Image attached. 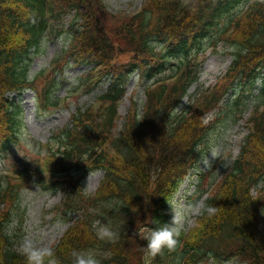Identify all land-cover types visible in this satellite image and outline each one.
Here are the masks:
<instances>
[{"label":"trees","instance_id":"1","mask_svg":"<svg viewBox=\"0 0 264 264\" xmlns=\"http://www.w3.org/2000/svg\"><path fill=\"white\" fill-rule=\"evenodd\" d=\"M211 31L232 45V60L212 86L180 107L198 74L191 47ZM49 34L65 35L66 45L51 72L30 73V57ZM172 56L181 61L173 66ZM70 59L92 64L72 92L88 93L103 77L108 87L0 174V264H27L7 226L20 208V191L42 179L63 193L56 216L76 214L51 247L59 264H73V250L91 251L101 264H264V0H143L131 12L111 11L103 0H0V151L22 140V108L7 92L33 88L44 112L68 107L70 96L58 98L56 90ZM166 66L172 71L146 83L144 99L131 94L121 116L127 77ZM258 79L259 95L245 104L247 132L238 153L201 204L215 206V214L199 210L174 250L146 257L143 237L158 226L151 221L171 222L175 191L208 150L214 121L204 116L226 103L236 106L232 118H242L243 98L223 102L225 93L235 84L250 90ZM226 114H216V125ZM94 170L103 175L87 192L84 178ZM197 173L203 181L205 171ZM97 220L119 239L100 240Z\"/></svg>","mask_w":264,"mask_h":264},{"label":"rangeland","instance_id":"2","mask_svg":"<svg viewBox=\"0 0 264 264\" xmlns=\"http://www.w3.org/2000/svg\"><path fill=\"white\" fill-rule=\"evenodd\" d=\"M104 1L111 11L124 10L128 12L135 11L143 2V0ZM63 25L64 27L67 26L66 23H63ZM65 43L66 39L64 35L45 37L38 49L31 56V60L29 61L30 73L37 72L44 66L46 67ZM232 49V45L224 40L223 37H219L215 32H211L202 38L197 46L193 45L191 47V52L195 51L193 54L196 56V61L198 62V74L196 81L189 86L186 95L182 98L180 107L186 106L198 92L212 86L217 81L232 60ZM171 61L177 63L179 58L177 57ZM85 68H87L86 65L73 64L70 61L63 71L62 77L65 80L58 86L56 95L58 97L65 95L68 92L69 86L73 85L75 77L82 73ZM171 71L172 69L167 68L161 75H166ZM150 81L141 78L136 71L130 74L124 83L125 95L118 106L121 116L126 113L130 94L134 93L138 99H144L143 88ZM106 84L107 80L103 81V83L89 93L70 96L68 98V107H55L49 113L36 108L34 91L29 89L24 90L19 96L22 108L23 124L20 132L22 140L13 146L12 151L2 155L0 158V172L3 168L10 166L11 162H16V159L22 157V154L28 152L27 156L32 155L37 140L43 142L49 134L51 135L53 130L66 123L69 120V113L73 112L76 107L93 102L94 95L104 90ZM258 91H260L259 84H256L249 92L248 90L242 92L239 86H235L232 90H228L223 102H232L238 97L244 99L246 93H249L246 98L247 102H243L242 99L239 104L244 107L245 104L255 101L254 94L259 95ZM12 94L15 95L14 93ZM249 108L250 106L245 105L244 109L246 110L242 113V118L237 120L234 117L232 118V113L236 110V106L226 103H222L217 108V112L207 113L204 116L205 121H214L212 133L208 141V150L196 167L186 174L172 197V217L174 213L181 230L187 231L196 224V217L200 210L198 205H201L207 197L211 188L209 184L213 181V185L221 178L227 170L225 169L226 166L228 168L229 163L237 155L239 143L247 132L245 118L248 115ZM225 112L227 114L216 125V114L222 115ZM212 153L216 154L215 158H211ZM209 160H211L210 167L206 166V162ZM198 170L205 171L206 173L203 181L198 176ZM102 175V170L89 172L83 182L85 190L92 192ZM48 184L49 182L42 179V182L25 186L19 193L18 204L20 208L12 214V220L7 226V231L13 234L14 247L18 250H21V245L26 239L32 240L39 248H51L68 224L71 223V219L76 218L75 213L70 214L71 219L69 218V220L56 216L55 209L53 208L60 201L63 193L61 191H51ZM199 194L200 196L196 197Z\"/></svg>","mask_w":264,"mask_h":264},{"label":"clouds","instance_id":"3","mask_svg":"<svg viewBox=\"0 0 264 264\" xmlns=\"http://www.w3.org/2000/svg\"><path fill=\"white\" fill-rule=\"evenodd\" d=\"M215 156V153L211 154V158H215ZM206 166H211V160L206 162ZM260 184L264 185V181H261ZM198 207L201 212H206L208 215H214L217 210L215 206L198 205ZM151 223H155L158 226L148 229L147 234L143 237L147 241L146 257H155L165 248L169 251L174 250L181 233L175 214L173 213L170 223L161 224L158 220H153ZM93 229L97 237L102 241L115 242L119 239L117 232L113 231L108 224L101 223L99 220L93 223ZM21 253L26 257L27 264H59L53 249L47 247L39 248L29 239H26L21 245ZM71 255L74 258L73 264H101V261L96 258V254L91 251L73 250ZM105 258H108V254H105ZM145 264H149L147 259Z\"/></svg>","mask_w":264,"mask_h":264}]
</instances>
